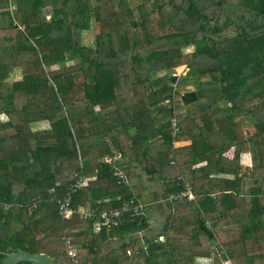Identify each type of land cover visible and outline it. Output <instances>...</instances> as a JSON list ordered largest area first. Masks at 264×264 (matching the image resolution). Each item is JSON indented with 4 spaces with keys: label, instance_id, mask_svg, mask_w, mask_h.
Listing matches in <instances>:
<instances>
[{
    "label": "trees",
    "instance_id": "16d2710c",
    "mask_svg": "<svg viewBox=\"0 0 264 264\" xmlns=\"http://www.w3.org/2000/svg\"><path fill=\"white\" fill-rule=\"evenodd\" d=\"M0 115V261L27 250L58 264H264V0H0ZM123 159L144 161L174 208L138 248L151 217L114 174ZM80 175L74 205L90 217L63 219L57 200ZM187 184L194 200L171 199ZM125 205L120 224L95 231Z\"/></svg>",
    "mask_w": 264,
    "mask_h": 264
},
{
    "label": "crops",
    "instance_id": "0c3cea01",
    "mask_svg": "<svg viewBox=\"0 0 264 264\" xmlns=\"http://www.w3.org/2000/svg\"><path fill=\"white\" fill-rule=\"evenodd\" d=\"M184 92L186 93L189 91H184ZM245 133L249 140L253 138L254 131L251 132L250 134L249 129L248 131H246L245 128ZM190 143H191L190 140L176 141L175 146L180 147V146L189 145ZM225 155L229 158H232L234 156V149L232 148ZM240 158H241L240 163L243 167L245 168L253 167L254 159H253L252 151L242 152ZM118 164L119 167H121V169H123L126 172L127 179L129 181L132 192L140 200V202L144 205V207H146L145 212L147 215H149V217H151L150 228L152 229L153 223L159 224V227L161 225V228L166 227L164 223L167 224V222L170 220L172 214L174 213V208L172 207V205L169 204V201L167 200L166 197L159 196L164 190L162 184L156 181L148 180V175L146 174L144 161L129 164L126 161V159H123ZM203 164L204 162H199L196 165V167H200ZM218 177L232 178V175L220 173L218 174ZM242 185H243L242 194L244 193L250 194L252 188L255 186L254 181L251 178H247L246 180H244V183ZM210 225L211 223L207 222V226ZM237 228L238 227L235 225H230V226H225L223 229L236 230ZM115 239L116 238H114L110 242V247L112 246L111 244H114L115 245L114 247H116L120 243L119 240H115ZM76 244H78V242H76Z\"/></svg>",
    "mask_w": 264,
    "mask_h": 264
},
{
    "label": "built area",
    "instance_id": "2783aa9c",
    "mask_svg": "<svg viewBox=\"0 0 264 264\" xmlns=\"http://www.w3.org/2000/svg\"><path fill=\"white\" fill-rule=\"evenodd\" d=\"M173 126L177 129V125L175 121H173ZM114 174L116 175L119 183H128L127 175L125 174L123 170H120L116 167ZM87 183H88V178H85L80 175L76 183H73L69 187L66 194L57 200L58 212H59V215L63 219H70L74 215H79L81 218L90 217V213L87 210H84L80 207H76L74 205V195L77 193V191L79 190L81 186H84ZM170 197L171 199L186 197L190 201L195 199V195L189 184L186 185V189L181 191L180 194L176 196L172 194L170 195ZM130 205H135V210L138 209V205L136 204L135 198H131ZM129 207H130L129 205H125L123 210H115V211L104 210L102 211L101 220L96 224L95 231H99L102 227H105L106 229L111 230L113 227L120 224L123 220L124 212L127 211ZM65 244H67V246L69 247V252L72 255V259L74 261H77L76 259L77 251L75 247L73 246L72 237H66Z\"/></svg>",
    "mask_w": 264,
    "mask_h": 264
},
{
    "label": "rangeland",
    "instance_id": "374dc122",
    "mask_svg": "<svg viewBox=\"0 0 264 264\" xmlns=\"http://www.w3.org/2000/svg\"><path fill=\"white\" fill-rule=\"evenodd\" d=\"M95 32V31H94ZM94 32H91L90 34H85V43L90 45V44H93L94 43ZM194 50V47L193 46H190L186 49L187 52H190V51H193ZM73 62L69 61L68 64H71ZM177 71V72H176ZM174 74L173 75H177L176 77V81L174 82L176 84L177 80H184L186 79V72H187V67H180L178 69H175L174 70ZM12 78L11 79H18L21 77V70L20 69H16L15 71L12 72ZM194 86H187L185 87L184 85V88L183 89H186V88H193ZM182 89V90H183ZM185 93V92H184ZM183 95V93H182ZM4 117V116H1L0 115V119ZM5 118V117H4ZM45 127H49V122L48 121H40V122H35V123H32V128L33 129H41V128H45ZM246 128V131H248L249 129V133L251 134V132L255 131L256 130V126L248 123V122H244V129ZM161 229V225L159 227V224H155L153 223V227H152V231L146 229V230H142L140 232H138L137 234V243H136V248L138 247H141L145 244V241L148 237H152V235H157ZM112 246L111 247H114L115 245L114 244H111ZM110 247V248H111ZM196 263L197 264H216V262L214 261V259L212 257H197L196 259ZM219 264H232V262L230 260L228 261H223L222 262V259L220 258V262Z\"/></svg>",
    "mask_w": 264,
    "mask_h": 264
},
{
    "label": "water",
    "instance_id": "95a60500",
    "mask_svg": "<svg viewBox=\"0 0 264 264\" xmlns=\"http://www.w3.org/2000/svg\"><path fill=\"white\" fill-rule=\"evenodd\" d=\"M177 75H173L172 79L176 81ZM185 102L195 101L197 99L194 91L186 92L182 95ZM22 261H31L38 264H58L52 257L45 253H32L27 250H17L6 253L0 264H18Z\"/></svg>",
    "mask_w": 264,
    "mask_h": 264
}]
</instances>
